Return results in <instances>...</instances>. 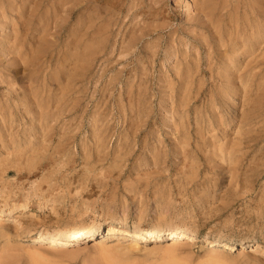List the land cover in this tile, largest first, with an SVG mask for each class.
<instances>
[{
  "label": "rangeland",
  "instance_id": "rangeland-1",
  "mask_svg": "<svg viewBox=\"0 0 264 264\" xmlns=\"http://www.w3.org/2000/svg\"><path fill=\"white\" fill-rule=\"evenodd\" d=\"M71 1L0 4V264H264V0Z\"/></svg>",
  "mask_w": 264,
  "mask_h": 264
},
{
  "label": "bare ground",
  "instance_id": "bare-ground-1",
  "mask_svg": "<svg viewBox=\"0 0 264 264\" xmlns=\"http://www.w3.org/2000/svg\"><path fill=\"white\" fill-rule=\"evenodd\" d=\"M14 1H18L17 3H21V9H23V8H25V7H28V8H30V13H31V17H33L34 15H36V13L38 12V6H36V4L35 3H33L32 4V7H30V6H28V4L29 3H31V0H0V4H2V6H4V5H6V6H9V7H11V5H12V3L14 2ZM36 1V0H35ZM53 1V0H52ZM71 1V0H70ZM138 1V0H137ZM195 1V4H194V11L198 14V16H201L202 18H211V20H212V18L216 15H213V8H212V2L214 1V0H193V2ZM197 1V2H196ZM238 1V0H237ZM256 1V0H255ZM263 1V0H262ZM50 2V1H49ZM57 2V1H56ZM59 2V1H58ZM72 2V1H71ZM94 2V1H93ZM216 2V1H215ZM6 3V4H5ZM65 3V2H64ZM73 3V2H72ZM156 3V2H155ZM218 3H219V1H218ZM224 3V2H223ZM222 3V4H223ZM75 7H76V12L78 13H80V12H82V10L85 8H87L90 4H92V0H75ZM139 4H141V3H138V4H136L135 5V7H136V11H137V13H139V10H141V9H139V6H141V5H139ZM156 4H158V3H156ZM263 4H264V2H263ZM48 5V4H47ZM56 5V4H55ZM65 5V4H64ZM64 5H62V6H64ZM129 5V4H128ZM224 5H226L225 3H224ZM256 5V3H252L251 2V7L252 6H255ZM66 6V5H65ZM92 6H93V4H92ZM91 6V7H92ZM219 6H221V5H219ZM218 6V7H219ZM8 7V8H9ZM19 7V6H18ZM60 7V6H59ZM130 7V6H129ZM134 7V8H135ZM186 7H189V4H186L185 5V8ZM250 7V6H249ZM262 7V6H261ZM264 7V6H263ZM43 8V7H42ZM46 8V7H45ZM52 8H53V6H52ZM93 8V7H92ZM236 8V7H235ZM5 9V8H4ZM48 9V8H47ZM47 9H45V10H47ZM61 9V8H60ZM88 9L89 8H87V10H85V11H88ZM162 9V8H161ZM190 9V8H189ZM226 9V8H225ZM59 10V9H58ZM187 10V9H186ZM221 10V9H220ZM257 10V9H256ZM18 11V10H17ZM27 11V10H26ZM44 11V10H43ZM49 11V10H48ZM92 11V10H91ZM157 11V10H156ZM191 11V10H190ZM234 11V10H233ZM253 11H255V10H253ZM46 12V11H45ZM128 12H130V11H128ZM146 12V11H145ZM154 12V11H153ZM195 12H193V13H195ZM41 13V12H40ZM55 13V12H54ZM88 13H89V11H88ZM136 13V12H135ZM46 14V13H45ZM56 14H58V13H56ZM86 14V13H85ZM133 14V13H132ZM155 14H156V12H155ZM231 14V13H230ZM48 15V14H47ZM53 15V14H52ZM159 15H161V14H159ZM5 16V15H4ZM3 16V17H4ZM76 16H78V15H76ZM133 16V15H132ZM217 16H219V15H217ZM83 17V16H82ZM126 17V16H125ZM137 17V16H136ZM54 18V17H53ZM87 18V17H86ZM93 18V17H92ZM234 18V17H233ZM239 18V17H238ZM50 19V18H49ZM89 19V25H90V17L88 18ZM88 19H87V23H88ZM165 19V18H164ZM169 19L171 20L172 19V16H169ZM218 19V18H217ZM46 20V19H45ZM57 20V19H56ZM92 20V19H91ZM167 20V19H166ZM210 20V19H209ZM231 20V19H230ZM53 21V20H52ZM76 21V20H75ZM82 21H83V19H82ZM218 21V20H217ZM81 22V18H80V20H79V23ZM93 22V23H92ZM92 25L94 24V22H95V20H92ZM215 22V21H214ZM46 23V22H45ZM48 23V22H47ZM78 23V24H79ZM230 23V22H229ZM43 24V23H42ZM103 24V23H102ZM208 24H210V25H213V22H209ZM247 24V23H246ZM46 25V24H45ZM100 25H101V23H100ZM104 25V24H103ZM168 23H167V27H168ZM230 25V24H229ZM236 25V24H235ZM251 25V24H250ZM94 26V25H93ZM112 26V25H111ZM163 25H161V27H162ZM208 26V25H207ZM232 26V25H231ZM87 27V26H86ZM90 27V26H89ZM85 28L86 30H89L90 28ZM99 27V26H98ZM210 27V26H209ZM211 27H214V26H211ZM210 27V28H211ZM235 27V26H234ZM15 28V27H14ZM78 28H80V25H79V27ZM83 28V27H82ZM36 29V28H35ZM84 29V30H85ZM98 29V28H97ZM212 29V28H211ZM214 29V28H213ZM232 29V28H231ZM260 29V28H259ZM41 30V29H40ZM73 30V29H72ZM91 30V29H90ZM13 31V30H12ZM76 31V30H75ZM98 31V30H97ZM15 32V31H14ZM14 32H12L13 34H14ZM42 32V31H41ZM93 32V31H92ZM96 32V31H95ZM94 32V33H95ZM82 33V32H81ZM80 32H79V34H81ZM201 33V32H200ZM42 34V33H41ZM47 34V33H46ZM78 34V35H79ZM85 34V33H84ZM84 34H82V35H84ZM99 34V33H98ZM238 35V34H237ZM15 36V35H14ZM91 36H92V34H91ZM90 36V37H91ZM94 36V35H93ZM92 36V37H93ZM233 36H234V34H233ZM79 38V37H78ZM88 38H89V35H88ZM217 38V37H216ZM220 38V37H219ZM80 39V38H79ZM90 39V38H89ZM88 39V40H89ZM99 40V39H98ZM197 40V39H196ZM200 40V39H199ZM16 41V40H15ZM103 41V40H102ZM78 42H81L80 40H78ZM82 42H83V40H82ZM96 43V42H95ZM95 43H94V45H95ZM100 43H101V41H100ZM100 43H98V44H100ZM77 44V43H76ZM88 44V43H87ZM91 44H92V42H91ZM263 44V43H262ZM82 45H84V42H83V44ZM90 45V44H89ZM243 45V44H242ZM77 46V45H76ZM96 46V45H95ZM101 47V46H100ZM103 47V46H102ZM259 49V48H258ZM257 50V49H256ZM84 51V50H83ZM95 51H96V49H95ZM94 51V52H95ZM249 51V50H248ZM247 51V52H248ZM263 51H264V49H263ZM90 52V51H89ZM262 53V52H261ZM260 53V54H261ZM93 54V53H92ZM84 55V54H83ZM166 55H167V53H166ZM91 56V55H90ZM149 56V55H148ZM260 56V55H259ZM262 56V55H261ZM251 57V56H250ZM258 58V57H257ZM209 59V58H208ZM254 59V58H253ZM83 61V60H82ZM77 62V61H76ZM81 63V62H80ZM79 63V64H80ZM83 63V62H82ZM229 63V62H228ZM264 65V64H263ZM260 67V66H259ZM263 72V71H262ZM246 81V80H245ZM240 82V81H239ZM243 83V82H242ZM227 92V91H226ZM239 141V140H238ZM234 145H236V144H234ZM237 146H238V144H237ZM226 147V146H225ZM228 147V146H227ZM227 147H226V151H227ZM230 147V146H229ZM233 148V147H232ZM250 148V147H249ZM219 150H220V148H219ZM217 151V150H216ZM242 151V150H241ZM241 151H240V153H241ZM228 153V152H227ZM221 154V153H220ZM213 155V154H212ZM227 156H228V154H227ZM26 209H28L26 206L24 207V205H18V208L16 209V208H14V209H9V210H4V209H0V218L1 217H5V216H12V214H16L17 212L19 213V212H23V211H25ZM37 209V208H36ZM42 209V208H41ZM30 210H34L33 208L32 209H30ZM38 210V209H37ZM27 212V211H26ZM25 213V212H24ZM23 213V214H24ZM4 219V218H3ZM4 231V230H3ZM106 231H107V237L102 241V244H104V243H107V242H111V241H116V240H119V241H122V240H124L123 238H122V236L123 237H126V236H130V237H143L144 235H146V234H148V233H152V232H155V229L154 228H134V229H130V228H128V227H123V228H119L118 229V227H115L114 225H109L107 228H106ZM2 233V232H1ZM93 233L91 232V231H88V230H86V229H84V228H80V227H78V226H75V225H69V226H66V227H62L61 229H59V231L55 234V235H53V236H48V235H46V234H43V233H40V234H36V235H34V236H27V237H24L22 240H21V242H25V243H28L29 245H31V246H38V245H43V247H45L44 245H47V247L46 248H54V247H52L53 245V243L54 242H56V245H58V243L60 244H63V243H67V242H70L71 240H70V238H74V237H79L80 235L82 236V235H92ZM99 234V233H98ZM162 234V233H161ZM164 234H166V235H168V237H167V239H169V240H171L170 242H172V244L171 245H175L177 242L178 243H186V242H192V243H196V242H199V238L198 237H196V236H194V235H188L186 232H184V231H178V230H174V231H168V232H164ZM4 235H5V233H4ZM115 235H118L119 237L118 238H114L115 237ZM6 236V235H5ZM181 239H183V240H181ZM186 240V241H185ZM19 241V240H18ZM183 241H185V242H183ZM204 240H202V242H203ZM206 241V243L205 244H207L209 247H210V249H211V253H214V252H216L215 250H217L216 249V246L215 245H218V244H220V243H222V242H220V243H217V242H208L207 240H205ZM51 242V243H50ZM104 242V243H103ZM225 242V241H224ZM159 243V244H158ZM69 244V243H68ZM163 244V240L161 241V242H155L154 244H153V250H155V249H160V248H163L164 246L162 245ZM223 244V243H222ZM224 244H227L226 242L224 243ZM238 245H240V244H243V243H237ZM245 244V243H244ZM178 245V244H177ZM138 247V243L136 242V241H134V240H131L130 241V247H132V248H134V247ZM39 247H41V246H39ZM38 247V248H39ZM42 247V248H43ZM240 247V246H239ZM34 248V247H33ZM50 248V249H51ZM258 248V246L256 247V249ZM35 249V248H34ZM51 249V250H52ZM131 249V248H130ZM137 249V248H136ZM53 250H56V249H53Z\"/></svg>",
  "mask_w": 264,
  "mask_h": 264
}]
</instances>
